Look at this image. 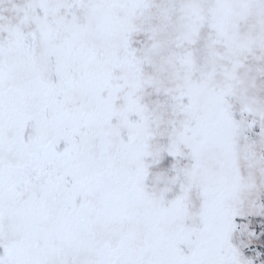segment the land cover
<instances>
[{
	"label": "snow or ice",
	"instance_id": "obj_1",
	"mask_svg": "<svg viewBox=\"0 0 264 264\" xmlns=\"http://www.w3.org/2000/svg\"><path fill=\"white\" fill-rule=\"evenodd\" d=\"M0 264H264V0H0Z\"/></svg>",
	"mask_w": 264,
	"mask_h": 264
}]
</instances>
